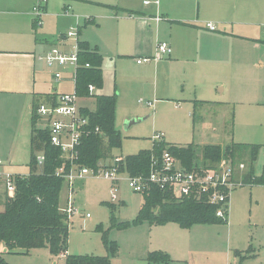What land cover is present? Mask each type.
<instances>
[{"label":"rangeland","instance_id":"374dc122","mask_svg":"<svg viewBox=\"0 0 264 264\" xmlns=\"http://www.w3.org/2000/svg\"><path fill=\"white\" fill-rule=\"evenodd\" d=\"M63 2L47 0L45 12H40V26L34 29L37 39L44 43L40 56L52 48L65 53L74 51L76 39L66 45L52 43L70 26L80 29V39L98 47L103 59L101 92L108 96L118 93L114 126L119 130L116 129L121 146L112 150L113 157L150 149L155 134L179 146L210 139L226 142L231 138L236 143L263 145L255 167L259 176L264 167V0H103L99 4L69 1L70 17L63 16ZM104 5L117 6V15ZM157 7L158 13L152 15L167 12L169 19L177 21L194 20L199 15L215 19L216 30L227 35L211 44L210 54L179 62L160 59L144 71L132 58L138 54V20L141 13L155 12ZM125 9L133 12V19L128 18ZM88 18L93 22L84 25ZM151 29L157 40H166L154 25ZM149 36L144 33L145 39ZM182 37L175 32L173 38ZM37 66L42 92L75 91V66H48L45 62ZM55 73L60 74V79L54 78ZM219 87L223 88L221 93L216 92ZM189 92L193 99L223 104L195 108L192 120L191 105L177 101ZM214 95L217 100L212 99ZM139 99L143 103H138ZM146 101L150 103L145 104ZM77 104L92 109L94 100L79 98ZM22 106L20 97L0 96V158L5 169L19 175L28 173L31 149L34 156L41 153L38 143L30 145L31 128L21 116ZM141 118L145 119L124 130L125 121ZM45 123L39 118L36 127L43 128ZM247 160L245 156L241 161L244 171ZM117 178L115 200L111 181L93 173L75 180L72 190L64 188L60 205L64 206L69 197V203L80 212V216L69 221L68 255L106 258L108 264H264V184L244 185L231 191L226 223L181 228L176 223L133 225L143 202L142 194L131 190L126 172H120ZM122 223L130 225L119 228ZM152 252L166 254L168 260L146 262ZM0 259L5 264H66L64 256L51 255L46 248L14 253L1 248Z\"/></svg>","mask_w":264,"mask_h":264},{"label":"trees","instance_id":"16d2710c","mask_svg":"<svg viewBox=\"0 0 264 264\" xmlns=\"http://www.w3.org/2000/svg\"><path fill=\"white\" fill-rule=\"evenodd\" d=\"M37 21H33V28ZM78 65L74 73L75 92L79 98L94 100V108L85 107L82 112L88 116L89 123L81 128L78 146L74 149L75 166L96 170L108 161H113L112 150L121 146V136L115 129V107L117 97L88 94V87L102 88V57L87 42L78 41ZM87 64L89 67H84ZM56 94L42 95L33 99L30 117V145L38 143L44 161L36 162L31 149L28 173L16 176L15 192L12 197L0 195V245L7 253L28 252L32 249L46 248L51 255L64 256L66 264H108L106 258L93 256H72L67 254L69 221L60 211V196L66 188L65 181L56 172L63 168L68 170L69 163L62 157L61 151L48 142L47 132L37 128L39 117L36 114L42 99L53 102ZM40 99V100H39ZM44 102V103H47ZM97 130V131H96ZM260 150L259 145L230 143L225 147L218 145L184 146L166 143L163 139L152 142L148 150L123 157L118 170L128 176L146 177L154 167H160L164 152L176 159L181 168L202 175L207 169H215L221 162L232 166L248 158L247 171L241 175L235 173L233 182L244 185L264 184V169L260 175L254 174V163ZM142 205L132 224L142 222L150 226L176 223L181 228H189L195 224H221L227 222L228 212L224 218L216 217L217 207L210 205L204 196L175 198L168 191L157 189L154 185L141 193ZM130 223H122L119 228H126ZM113 244L110 246L112 247ZM168 255L158 252L148 254V263H163ZM0 264H5L0 259Z\"/></svg>","mask_w":264,"mask_h":264},{"label":"crops","instance_id":"0c3cea01","mask_svg":"<svg viewBox=\"0 0 264 264\" xmlns=\"http://www.w3.org/2000/svg\"><path fill=\"white\" fill-rule=\"evenodd\" d=\"M63 1H64L63 3H65L62 9L63 16L70 17L69 15L72 13V8L68 3L69 1L82 2V3L92 2L94 4H99L97 2L103 0H63ZM105 1H110V0H105ZM35 3L36 0H0V96L7 95L14 99L16 98L18 99V97L22 98L23 106L20 113L21 116H23V120L26 122V126L30 124L33 99H37V97H41L42 95L57 94L55 91L47 92V93L42 92L43 83L38 75L39 69L37 65L38 63L44 62V60L39 59V57H41L40 53L43 52L42 47L44 46V43L41 40L37 39L36 37L37 34L35 32L36 30L35 28L38 25L40 26V15H36L34 17V15L32 14V12H34L33 9L35 7ZM46 3L47 0H45V2L43 3L45 4V6H42L41 8L44 12L47 8ZM104 6L110 8L113 14L117 15V11L119 10L117 9L118 8L117 6L115 5L114 6L104 5ZM125 12L128 14L129 19H133L134 15L132 11L125 9ZM153 13H158V7L155 12H150L147 14L141 13L140 20H138L139 21L138 32L140 31L141 33H136V38H137L136 53L138 54L132 57L135 60L136 66L142 68V70L144 71L146 70V68L151 67L149 64L152 63V61L149 63L138 64L137 59H141L144 57H152L154 55L155 47L158 42H166L170 45L172 49L170 56L164 59H168L169 62H179L185 60L187 57H195L203 53L205 54L212 53L213 49L211 48V44L213 43L215 45L217 38L224 37L227 35L225 31L216 30V27L214 26V24L216 23L215 19H213L212 21L208 17L202 18L199 15L196 18H194V20L192 18H190L189 20L184 18L183 20L177 21V20L169 19L167 12H164L165 14L161 13V16L152 15ZM156 17H160L161 20L156 21L155 20ZM84 20H85L84 25L93 22V20L89 18ZM33 21H37L38 23L35 28H33ZM148 22L154 25L156 32L163 33L164 37H166V40H162V41L157 40V37H154L153 32L151 31L152 25L151 26L147 25ZM208 23L212 24L215 27V30L213 31L209 30L206 27V24ZM70 28L73 27L70 26L65 32H60L58 36L52 41L53 45H62V44L66 45L67 41H69L70 39H76V44L78 41L87 42L91 48H95L97 52L100 54L98 47L96 45H92L88 41L80 39L81 33L79 28L75 29L76 30L75 38H66L62 41H58L57 39L60 36L65 35V33H67V31ZM145 32L150 33L148 39H145L144 37ZM175 32H179L183 34V37L174 39L173 37L175 35ZM101 71H102V65H101ZM101 89L97 90L95 88L94 93L100 95H106L101 92ZM222 89H223L222 87H219L216 90V92L221 93ZM190 93L191 92H189L188 94L187 93L182 94L180 96L181 98L177 101H181L183 103L191 105L192 120L195 118L193 113L195 108L203 107V106L218 107L223 104L222 102L219 103L217 101H214V103H212L209 100L193 99V96ZM116 97L118 98V93L116 94ZM212 99L217 100L218 98L217 96L214 95V98ZM141 101L139 99L138 103L140 104L143 103ZM144 103L149 104L150 101H146ZM84 108L85 107H81V109ZM93 108L94 105L92 109ZM115 129L118 130V128ZM232 132H233V128L231 131V136H232ZM247 141L252 142L257 140L249 139ZM226 142H219L215 139H210L208 140V142L205 143H199V144L192 143V144L197 146L210 144V145H218L221 147H225L230 143H236L231 138H229V141ZM236 144L259 145L260 148L263 147V145L257 143L237 142ZM256 162L257 160L254 163L255 175H256L255 172ZM263 169L264 167L261 169V171ZM3 170L12 174H16L14 172L5 169L4 162H3ZM260 173L258 174L260 175ZM0 195H2L1 191H0ZM1 209L2 207L0 206V210ZM1 248L3 251H5L2 245H0V250Z\"/></svg>","mask_w":264,"mask_h":264},{"label":"built area","instance_id":"2783aa9c","mask_svg":"<svg viewBox=\"0 0 264 264\" xmlns=\"http://www.w3.org/2000/svg\"><path fill=\"white\" fill-rule=\"evenodd\" d=\"M45 0H39V4L34 7V13L40 15L41 4ZM156 21L161 20L160 17L155 18ZM206 27L213 31L215 27L208 23ZM76 30L70 28L65 35L60 36L57 40L62 41L66 38H75ZM71 53H64L58 49L52 48L45 55L39 57L44 60L48 66H66L71 65L77 67L78 63V47L77 44L73 47ZM172 49L166 42H158L155 47V52L152 57H144L137 59V63L157 62L170 56ZM86 68L89 66L85 64ZM54 78L60 79V74L55 73ZM95 87H88V94L94 93ZM79 97L74 91L68 94H56L53 102L41 103L36 109V114L39 118L45 119L46 123L42 129L46 130L48 142L50 145L57 147L62 157L69 163L68 170L59 169L56 174L61 176L65 181L66 187L72 190V185L75 180L84 178L86 175L93 173L96 176L111 181V196L112 200L116 199V184L118 181V165L123 161V157H114L111 164L98 167L96 170L81 167L78 168L74 164L76 158L74 149L79 144L81 136V128L89 123L88 116L85 115L80 106H78ZM97 131V130H96ZM163 136L155 134L152 138L154 142L161 141ZM44 161L42 155L36 157V162L41 165ZM152 164L151 170L146 177L144 176H129L128 185L133 192L144 193L149 190L150 186L154 185L157 189L168 191L175 198H189L204 196L210 205L217 207L216 217L224 218L228 212V198L231 191L237 187H241V182H233L232 176L235 173L243 172L245 165L238 163L232 166L228 162H221L215 169H207L202 175L186 171L181 168L178 161L169 153L164 152L161 157L160 167H154ZM19 174H12L3 170V161L0 158V191L2 194L12 197L15 192L14 180ZM23 176V175H19ZM70 194V193H69ZM69 199V197H68ZM64 203L60 207V211L64 213L71 221L76 216H80L78 207L69 203ZM88 215H86L87 217Z\"/></svg>","mask_w":264,"mask_h":264},{"label":"water","instance_id":"95a60500","mask_svg":"<svg viewBox=\"0 0 264 264\" xmlns=\"http://www.w3.org/2000/svg\"><path fill=\"white\" fill-rule=\"evenodd\" d=\"M145 118H141V119H132V120H129V121H126L124 123V130H128L130 127L142 122Z\"/></svg>","mask_w":264,"mask_h":264}]
</instances>
